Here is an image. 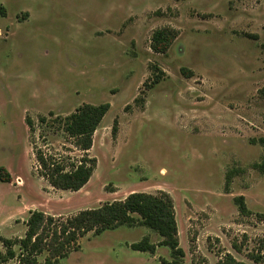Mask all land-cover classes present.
I'll use <instances>...</instances> for the list:
<instances>
[{
  "label": "rangeland",
  "instance_id": "obj_1",
  "mask_svg": "<svg viewBox=\"0 0 264 264\" xmlns=\"http://www.w3.org/2000/svg\"><path fill=\"white\" fill-rule=\"evenodd\" d=\"M159 30L174 33L165 54L151 49ZM263 89L264 0H0V166L12 177L0 240L23 237L33 211L66 218L161 191L181 264H264ZM84 104L109 105L87 154L56 120ZM35 149L67 169L94 159L90 181L51 188ZM144 237L161 241L142 226L88 233L55 264L171 262L165 247L129 248Z\"/></svg>",
  "mask_w": 264,
  "mask_h": 264
},
{
  "label": "trees",
  "instance_id": "obj_2",
  "mask_svg": "<svg viewBox=\"0 0 264 264\" xmlns=\"http://www.w3.org/2000/svg\"><path fill=\"white\" fill-rule=\"evenodd\" d=\"M173 39L172 31L159 30L152 37L151 49L154 53L165 54ZM159 80L160 76L156 75L147 88L151 89ZM108 110V104H84L72 114L56 120L61 132L72 140L74 147L87 154L91 149L93 134ZM112 131L115 133L116 127ZM34 157L39 166L40 177L51 188L60 191H80L90 181L95 169V160L88 156L82 157L69 169L45 157L38 149H35ZM0 183H12L10 173L3 166H0ZM237 201L240 211L246 213L243 198L240 197ZM137 226L150 229L161 241L155 245L144 237L141 241L132 243L129 246L131 250L153 255L158 247H165L170 251L171 262L161 260L160 263L181 264L184 253L179 246L173 202L167 193L161 191L155 195L132 193L124 200L105 203L95 209L81 210L66 218L39 211L30 212L23 237L0 240L4 250L0 252V264L13 260L17 264H55L76 251L78 240L88 233L100 235L120 227ZM43 253L47 256L43 263H39L38 257Z\"/></svg>",
  "mask_w": 264,
  "mask_h": 264
},
{
  "label": "crops",
  "instance_id": "obj_3",
  "mask_svg": "<svg viewBox=\"0 0 264 264\" xmlns=\"http://www.w3.org/2000/svg\"><path fill=\"white\" fill-rule=\"evenodd\" d=\"M42 179V178H41ZM43 180V179H42ZM44 182H46L45 180H43ZM47 183V182H46ZM60 191V190H59ZM73 193V192H72Z\"/></svg>",
  "mask_w": 264,
  "mask_h": 264
}]
</instances>
